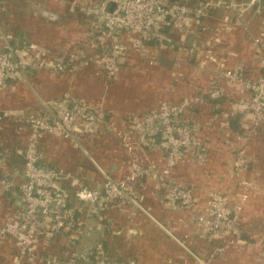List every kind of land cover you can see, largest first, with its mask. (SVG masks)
I'll use <instances>...</instances> for the list:
<instances>
[{
  "label": "crops",
  "instance_id": "obj_1",
  "mask_svg": "<svg viewBox=\"0 0 264 264\" xmlns=\"http://www.w3.org/2000/svg\"><path fill=\"white\" fill-rule=\"evenodd\" d=\"M58 1L59 4L63 5V11L56 10V7L53 9L36 8L35 15L40 22L56 24L59 19L62 20V17H66V13L71 10V3H64V0ZM67 1L72 2L71 0ZM99 1L77 0L75 2L74 0L73 8L79 17H82L76 25L77 28L81 27L79 31L91 32L96 18L95 14H88L86 9H94ZM184 1L195 4L201 0ZM212 1H220L221 4L212 8L203 20L195 23L190 32L182 34L183 36L178 34L174 47H159L155 51L151 49L145 57H142L139 45L137 46L136 43V37L125 32L121 40L128 47V51L125 53L124 70L120 74V77L123 76L119 77L120 79L111 86L106 85L107 89L104 88L103 75L99 76L95 73L97 69L93 64L72 68L63 75L42 70L36 72L35 70V72L23 73L17 81L8 80V87L0 94V108L21 109L29 106L40 108L42 103H48L50 104L47 107L48 110L57 114L70 105L67 98L65 101L64 99L59 100L60 96L87 101L92 109L100 112V118L97 124L89 126L91 127L90 132H83V127H80L82 134L78 136L77 141L78 144L81 142L92 156L87 155L86 150L77 148L61 137L46 136L39 142L44 156L43 163L62 167L71 172L74 176L72 180L75 185L95 186L103 180L104 174L102 172L111 175L116 180L124 178L130 172V159L125 156L127 154L120 146L123 142H134L136 139L133 133L132 135L129 133L130 128L127 126V120L133 114L130 117L127 115L130 112H135L134 114L141 116L158 107V104L155 106L154 99L144 102L139 100L138 96L141 95L142 91L140 90L149 93L154 90L150 82L153 75L149 73L150 69L159 70L158 75H162L164 79L179 68L189 71V79L193 88V90L190 89L191 93L199 98L202 96V91L209 89L211 81L216 77L217 70L222 66L227 68L241 66L246 74L253 79L259 75H264V47L259 43H254V38L261 36V34L263 36L262 42H264V2L240 9L229 4L240 3L244 0ZM19 31L22 33L20 42L28 43L25 38L26 28L22 25ZM89 34H87L89 37H83L85 43L81 46L78 44L74 49L70 48L69 43L66 47H62L63 45H48L39 41L37 46L45 54L51 53L53 55L63 48L70 51H82L94 58L101 52V46H99L98 38L93 39L91 33ZM162 57L174 60L170 68L161 64ZM146 58H151L152 63L149 64ZM183 88L179 87L178 90H175L178 93L185 92L183 95L181 94V98L191 95L190 92L183 91ZM127 90H129V97L126 99ZM107 91L108 94L112 93L114 98H121L124 106L120 107L119 104L117 106L119 102H115L114 99L111 100L110 96H107L106 104L109 106H104L107 112L101 111L100 106H98L99 99L101 96L105 98ZM225 93L226 96L222 100L214 102L202 100L203 103L195 109L197 117L196 115L194 117L198 122L196 127L199 129L200 145H202L198 148V152L196 150V154L204 155L205 167L209 165V168L206 169L209 171V183L204 182L201 187L200 178L202 175L200 172L205 167H200V161L197 162V158L192 161V166L197 167L192 175L193 179L198 181L197 191L199 192H204L206 188L231 192V184L228 182L231 170L229 162L232 156L228 153V148H232L233 144L229 147L227 133L235 136L236 132L230 129L228 120L234 117L241 126L248 121V117L242 111L239 102L241 100H238L242 97L239 87L235 84H227L225 85ZM155 95V98L163 96L161 92ZM181 98L177 97L178 102ZM108 112L111 114L109 115ZM254 134L256 153L253 157L254 160L248 162V168L251 166L250 171L246 170L245 172L249 180L252 181L254 188L248 194L239 217V227L247 244L232 245L226 243L225 245L223 238L210 240L202 233L189 234L187 235L188 239L181 236L183 233L175 232L172 229L171 233L175 237L178 236L176 239L171 233L163 229V227L171 228L167 220L163 221L157 216L162 215V209L166 210L162 201L166 186L155 178H146L137 181L134 185V192L143 203L142 205L150 211L149 217L145 214L147 216L145 218L144 213L131 204L111 207L100 203L90 206L73 200L72 204L77 208L76 215L80 225L74 231L54 236L49 243L40 239L37 242L38 247L43 248L45 253L52 257L61 260H66L73 253L86 255L100 243L103 251L107 250L109 255L111 254L115 258L126 259L130 264H264V246H256L255 244L264 236V120L259 124ZM16 135L17 133L9 126H5L0 135L8 142L11 152H13V158L14 150L23 148L21 137L18 138ZM105 144L113 145V148L116 145L117 148L110 152L106 150ZM94 146L96 147L93 148ZM107 153L114 155H107ZM135 157L142 162L152 163L157 170L163 166V154L158 150L136 151ZM13 158L10 162V168L17 166L20 172L21 158L19 162H13ZM174 172L180 177L181 174L178 171L174 169ZM173 175L174 173H172ZM203 181L205 180L203 179ZM18 197L19 194L16 191L5 195L0 191V225L10 218L13 211L17 209ZM132 207L138 211L136 216L142 220L132 219L135 215L132 214ZM178 213L182 214L181 211L175 213L177 216L171 214L174 217L172 218V225L176 224L178 227H182L179 224L186 220L181 222L177 219ZM124 216L128 219L124 220ZM225 237L226 242L228 238L231 239L229 235ZM183 240L188 249L182 243ZM223 244L224 249L217 255L215 248ZM15 251L16 248L12 240L8 238L0 240V264H43L38 262L19 263L16 260ZM105 253L107 254L106 251ZM208 254L209 256L206 257ZM204 256L207 262L205 259L201 262L200 258H205ZM80 264H94V260L90 256L87 262L82 261Z\"/></svg>",
  "mask_w": 264,
  "mask_h": 264
},
{
  "label": "built area",
  "instance_id": "obj_2",
  "mask_svg": "<svg viewBox=\"0 0 264 264\" xmlns=\"http://www.w3.org/2000/svg\"><path fill=\"white\" fill-rule=\"evenodd\" d=\"M262 2L264 0H244L229 5L242 9ZM220 4V1L212 0L195 4L184 0H100L96 8L86 9L88 14H95L96 18L89 33L93 39L98 38L101 46L97 57H90L82 51L65 49L53 55L45 54L35 45L19 44L11 47L8 40L3 46L4 50L0 52V94L8 87V80L17 81L25 71L42 70L63 75L75 68L77 62L80 64L78 67L93 64L104 78H117L128 51V47L121 40L125 32L136 37L140 55L145 57L151 49L155 51L159 47H174L178 34L183 36L182 34L190 32L195 23ZM262 39L261 34L254 38V43L264 47ZM146 59L149 64L152 63L151 58ZM227 84L239 87L242 97L238 100H241L239 102L242 111L248 117V121L241 125L242 131L236 133V138L242 141L254 134L264 120V75L253 79L241 66H222L217 70L209 89L201 92V98L207 95L212 102L222 100L226 96ZM49 106L48 103H42L40 108H0V135L5 126H9L17 133L18 138L21 137L23 143L19 172L17 166L10 168L13 152L8 142L0 136V191L3 195L15 191L19 194L17 209L0 225V240L8 238L13 241L19 263L80 264L82 261L87 262L92 256L94 264H127L108 258L100 243L86 255L73 253L66 260L52 257L38 247L37 242L40 239L49 243L54 236L74 231L80 225L73 200L90 206L100 203L112 207L131 204L142 210V203L135 195L134 185L139 180L155 178L166 186V192H169L167 198H172V193L173 202L179 207H196L200 204V197L195 194L199 192L197 187L181 184L170 178L176 164L186 155L183 152L186 145L191 146L188 152L193 159L200 158V153L196 154L200 147L196 148L200 145L195 137L198 130L196 124H189L186 106L161 102L157 108L141 116H133L128 124L129 133L134 134L138 143L139 148L136 151L158 150L163 154L161 169L157 170L150 162L137 160L134 147H127V152L132 151L134 154L128 156L130 172L118 180L102 172L103 180L95 186L75 185L71 172L62 167L44 164L39 142L46 136H58L78 148L77 139L82 134L80 127H83V132H90L89 126L99 122L100 112L94 111L86 102H74L57 114L48 110ZM240 150L235 151L231 159L232 177L247 170L245 149ZM204 192L207 193L205 204L209 210V237L214 239L218 234L224 233L217 232V226L220 225V228L229 230L227 234L231 236L230 244L246 243L239 227L238 212L247 200V193H240L239 198L233 199L230 195L211 189ZM198 220L203 219L198 217ZM255 244L264 246V236Z\"/></svg>",
  "mask_w": 264,
  "mask_h": 264
},
{
  "label": "rangeland",
  "instance_id": "obj_3",
  "mask_svg": "<svg viewBox=\"0 0 264 264\" xmlns=\"http://www.w3.org/2000/svg\"><path fill=\"white\" fill-rule=\"evenodd\" d=\"M55 1H57L58 3L56 4ZM71 1L72 2L64 0V3L65 2L71 3V6H70L71 10H69V12L66 13L65 18L62 17V20L59 19L56 24H47L46 22H40V20H38L37 16L35 15V12L37 11L38 8L41 9L44 7H47L49 9L50 8L53 9L54 7H56V10L63 11V5L59 4L58 0H45V1H39V0H0V48H3V46L6 45V42L10 39H11V41H13L14 44H17V45L23 44L25 46H32V45L37 46V42L39 43V41H43L44 44H48V45H50V44H55V45H59V46L63 45L62 47H66L69 43L70 48H73V49L76 48V46L78 44L81 46L82 44L85 43V40L83 37H87L88 36L87 34L89 32H87V31L81 32V31H79V28H81V27L77 28L76 25L78 23V20L82 19V17H79V15L76 13L75 8H73L74 0H71ZM75 2H77V0H75ZM75 5H76V3H75ZM95 8H96V6H95ZM76 9H77V7H76ZM20 14H21V17H20ZM22 25L26 28V31H25L26 37L25 38L28 40V43H25V44L20 42L22 40V33H20V31L18 32L20 26H22ZM59 46H57V47H59ZM31 56L33 57V55H31ZM79 65H80L79 62H77L75 64V67L77 68ZM123 66H121V67H123ZM29 72H35V71L28 70V71H25L24 73H29ZM76 72L79 73L80 71H76ZM140 72H143V71H140ZM158 72H159V70H154V69L149 70V73L153 74L150 82L152 84L151 87L154 90L151 93H149L145 90H140L142 92L140 93L141 95H138L139 100L144 101V102H149V101H152L154 99L153 101L156 103L155 106L157 104L159 105L161 102H168L172 105H177V106L184 105L187 108L186 116L188 118L189 124H191V125L192 124H198L197 120L194 117L195 115L197 117V113H195V109L199 108L200 104L203 103L202 100H206V101H210V100L207 97V95H205L202 98H199L198 96H194V94L191 93V90H193V88H192V83L189 79L190 72L185 71L182 68H179L178 70H174L173 72H171L170 76L168 78H165V79L162 75H158ZM78 73H76V74H78ZM95 73L99 76H102L101 72L95 71ZM120 74H122V70H119V73L117 74L118 75L117 78H104L102 80L104 83V88L107 89L108 87H106V85L111 86L112 84L116 83V81H118L123 76V75H121V77H120ZM126 85H128V84L126 83ZM179 87L180 88L184 87L183 91L186 90V92L187 91L190 92L191 95L181 98L180 97L181 94L183 95L185 92H183V93L176 92L175 90H178ZM133 92L135 93V91H133ZM160 92L162 93L163 96L155 98L156 97L155 94H157V93L160 94ZM163 92H164V94H163ZM107 96H110L111 100L114 99L115 102H119V103H117V106H118V104L120 105V107L124 106V105H122V104H124V102H123V100H121V98H117V97L114 98L115 96L112 93L108 94V91H107V92H105V98H102V96H101V99H99L100 102H99L98 106H100L99 109L101 111L104 110L105 112H107V110L104 108V106L108 105V104H106V102H107L106 99H108ZM178 96H179V98H181V100L179 102L177 100ZM190 96L191 97L193 96V97L191 98ZM127 97H129V90L126 91V97L125 98L127 99ZM65 98L68 99V102L70 103V105L74 102H84L85 101V100L80 99V98L79 99H70L69 97H64V96H60L59 100L64 99V101H65ZM189 98H191V99L189 100ZM183 100H185V101H183ZM174 102H176V103H174ZM110 105H111V103H110ZM134 105H136V104H134ZM144 105H146V104H144ZM93 110L95 111L96 109H93ZM127 113H129V112H127ZM134 113L135 112H130V114H128L127 116L130 117L132 114L133 115H139V114H134ZM108 114L110 115L111 113L108 112ZM133 115L127 121V126L129 124V122L132 120ZM197 130L199 131L198 128H197ZM198 131H197V136H195V137L200 142L201 138H200ZM236 135L237 134H235V136ZM254 135L255 134H252L251 136H249L248 138H245V139L242 138L243 140L241 141L238 138L235 139V136H233V138H232L230 133H227V140H228V143H230L229 147H231V145L233 144L232 148H228V153L230 154V156H233L235 151L244 148L245 149L244 155L246 158L245 160L247 161V165H249L250 161L253 159V157L255 156V153H256V147H255L256 138ZM106 137L111 138L110 136H106ZM126 144H128V145H126ZM104 146H105V148H107L106 150H109L110 152L113 150H116V148H117L116 145H114V148H113V145L105 144ZM199 146H202V145H197L196 148H198ZM95 147L96 146H94L93 148H95ZM120 147L122 148L124 153L127 154L125 156H133L134 154L132 151L127 152V147H131V148L134 147V152H135L136 148L138 147V143L135 140H134V142L128 141L127 143H121ZM78 148L86 150L87 155H89L90 157L92 156L91 153L89 151H87V149L85 148V146L81 142H80ZM188 148L191 149V146L189 144L186 145V148H184V151H183V152H185L186 155L178 164H176V166H175L176 168L174 167L175 171H178L179 174H181L180 177L177 176L175 172H173L174 175H173V177L170 176V178L175 179L177 182H180L181 184H189V185H194L195 187H197L198 181H197V179H193V175H192L194 172V169L197 167L192 166L193 158L191 156V153L188 152ZM109 154L114 155L113 153H107V155H109ZM107 157L110 158L109 156H107ZM200 157L201 158H199V160H196V161L197 162L200 161V163H199L200 167L204 168L206 165L205 156L200 154ZM229 163H230L229 167L231 170H230V176H229V182L228 183L231 184V186H230L231 192L230 193H228L227 191H218V192L223 193V194H227V195L230 194V196L232 194L231 197L233 199L239 198L240 193H247V198H248V194L254 188V186H252V181L249 180L248 175L245 173L246 171L245 172L242 171L239 176L236 175V176L232 177V175H231L232 161H230ZM196 164H198V163H196ZM207 168H209V165H207L205 167V169H201V172H200L202 175V178H200L201 187L203 186L202 183L203 184H204V182L207 183L209 180V174H208L209 171H206ZM250 168H251V166H250ZM250 168L247 167V170L250 171ZM203 179L205 181H203ZM242 182H245V184L243 185ZM246 183H247V186H246ZM227 187H229V186H227ZM204 190H207V188ZM215 191H217V190H215ZM195 194L198 197H200V200H201L200 204L196 207L183 208L181 206L179 207V205H177L173 202L174 196L172 195V193H171L172 198H167V196H169V192H165V194L162 196V199H163L162 201H163V207H164V209L166 208V210L162 209V211H163L162 215L164 214L163 216L157 215L158 217H160L159 219H162L163 221L167 220L168 225L171 226L170 229L167 227H163V229L165 231L167 230L169 233H171V230L174 229L175 232L177 231V232L183 233V234H181V236L183 238H185V237L188 238L187 235L196 234V233H202V234H204L205 237L208 236L207 238H210L208 235V231H207V225H210L208 222L209 210H207V204H205V199H206L205 196L207 193L196 192ZM246 201L244 202V204L246 203ZM138 204H139V202H138ZM244 204L242 205V208H243ZM135 208H137V210L143 212L144 213V214L142 213L143 216H145V214L148 217H149V215H151L150 211L147 210L143 205H142V210H140L138 207H135ZM135 208H133V210L131 209L132 214L133 215L135 214L132 219H137V220L139 219L140 220L141 218L136 216V215H138L137 214L138 211H136ZM242 208H241V210H242ZM169 210H171V211H169ZM241 210L238 212L239 217H240ZM177 211H181L182 214L178 213L179 217L178 218L176 217V218L179 219L181 222L184 221V219L186 220L184 223L179 224L182 227H178L176 224H174V226L172 225V218H174L172 216L173 215L177 216L175 214ZM171 214H173V215H171ZM147 216H145V218H147ZM198 217H201L203 220H198ZM127 219L128 218L125 217L124 220H127ZM217 229H218L217 232L223 231L224 233L218 234L217 238H214V239L210 238V240H217V239L221 240L223 238L222 240H223V242H225V245H226V243L230 244L231 239L228 238L227 242L225 240V238H226L225 236L228 235L227 232L229 230H227L225 227L220 228V225L217 226ZM172 235L175 237L174 234H172ZM177 237H175V238L177 239ZM182 243H184V240ZM184 245L188 249V247L186 246V242L184 243ZM223 246H224V244L218 245V247L215 248L216 249L215 253L217 255H219L222 252V250L224 249ZM202 247L204 248V245ZM205 250L207 251V249H205ZM213 254H214V252H213ZM208 256H209V254L206 255V257H208ZM206 257L200 258L201 262H203V259H205V261L207 262Z\"/></svg>",
  "mask_w": 264,
  "mask_h": 264
},
{
  "label": "trees",
  "instance_id": "obj_4",
  "mask_svg": "<svg viewBox=\"0 0 264 264\" xmlns=\"http://www.w3.org/2000/svg\"><path fill=\"white\" fill-rule=\"evenodd\" d=\"M202 1H205V0H201L199 2H202ZM205 18V17H204ZM202 18V20L204 19ZM9 45L12 47H15L16 44L13 43V41H11V39L8 41ZM4 49L3 48H0V52L3 51ZM63 50V49H62ZM173 59H169V58H161V64H163L164 66L170 68L172 63H173ZM120 70H124V68L122 67ZM37 72V71H36ZM229 126H230V129L234 130L236 133H240L242 131V128L241 126L239 125V123L237 122V119L234 118V117H231L229 120ZM233 138V136H231ZM236 139V137H235ZM234 140V139H233ZM248 167V165H247ZM245 237V236H244ZM107 252L106 256L110 259H113V260H117V261H121V262H124V263H127V264H130L128 260L126 259H123V258H115L113 256H111V254L109 255L108 251L105 250Z\"/></svg>",
  "mask_w": 264,
  "mask_h": 264
},
{
  "label": "water",
  "instance_id": "obj_5",
  "mask_svg": "<svg viewBox=\"0 0 264 264\" xmlns=\"http://www.w3.org/2000/svg\"><path fill=\"white\" fill-rule=\"evenodd\" d=\"M22 156V152L21 149H15L14 150V158H13V162H19L20 158Z\"/></svg>",
  "mask_w": 264,
  "mask_h": 264
}]
</instances>
